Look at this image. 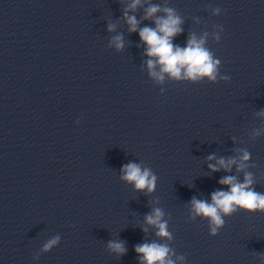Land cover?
Here are the masks:
<instances>
[{"label":"clouds","instance_id":"1","mask_svg":"<svg viewBox=\"0 0 264 264\" xmlns=\"http://www.w3.org/2000/svg\"><path fill=\"white\" fill-rule=\"evenodd\" d=\"M141 0H131L130 10H135ZM158 5H150L145 10V19H151L156 13L160 12ZM165 16L155 19V28L143 27L139 29L141 41L146 46L145 55L149 57L146 61L149 75L158 82L164 80L165 74L174 80L198 81L207 78L215 82L218 76V66L220 61L214 59L213 54L204 46L207 33L199 40L195 35L190 36L185 47L174 45L172 40L182 32L180 27L182 20L172 8L163 9ZM220 8H215L213 14H219ZM125 19L129 25L130 32H136L138 21L135 16H129L125 11ZM114 25L109 24L108 30L113 31ZM219 40V35L215 37ZM112 45L117 50L124 47L122 36H116L112 39ZM159 67V72L155 69ZM227 81L229 77H221ZM259 115H264V111ZM255 135H259L257 131ZM251 154L247 150H241L239 162L236 158H221L217 164H209L211 171L216 172L221 168L230 172L233 165H236L237 172L244 171L247 168V162ZM209 160L215 159V156H209ZM121 180L134 185L137 191H147L152 193L156 188L157 176L150 168L143 167L137 163L130 162L121 169ZM219 183L228 188L227 191L217 190L211 194V202L199 200L195 197L191 200V213L193 218L201 216L209 221V230L212 236L218 234L220 228L225 224L223 216H230L238 210L248 213H264V193L257 192L254 187L253 176L250 172L244 171V180L239 182L235 176L226 175L220 179ZM164 212L160 208H154L152 213L145 217V222L157 229L156 235L161 239H172V234L168 231L167 221L163 219ZM147 232V228L143 229ZM59 236L50 239L43 250L48 251L59 242ZM108 248L117 255H123L126 252L124 243L120 241H110ZM135 251L140 257V264H175L171 258L174 251L164 243H143L135 247ZM177 259L183 261L184 256Z\"/></svg>","mask_w":264,"mask_h":264}]
</instances>
